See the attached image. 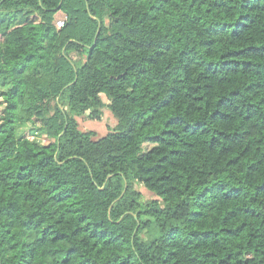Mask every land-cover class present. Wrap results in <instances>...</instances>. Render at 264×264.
<instances>
[{"label":"trees","instance_id":"16d2710c","mask_svg":"<svg viewBox=\"0 0 264 264\" xmlns=\"http://www.w3.org/2000/svg\"><path fill=\"white\" fill-rule=\"evenodd\" d=\"M100 3L0 0V39L15 38L29 53L14 75L24 76L46 54L77 82L101 58L111 61L109 70L116 65L117 74L108 84L119 92L120 104L134 106L127 130L117 132V123L95 138L80 129L78 118L99 121L105 108L117 120L115 102L107 97L108 103L103 97L97 101L106 105L102 109H81L72 118L65 112V121L75 126L86 150H102L103 141L127 144L135 139L141 153L132 161L138 168L135 183L118 170L115 153L103 152L92 164L65 161L83 165L97 180L106 176L104 187L92 185L98 194H108L123 181L124 195L100 219L81 214L79 191L55 174H45L63 157L54 160L37 150L30 165L9 164L0 156V248L10 254L9 264H49L47 255L53 257L50 264H264V36L250 35L254 30L264 33L260 7L242 0L240 14L234 12L237 0H110L106 8ZM59 21H65L60 29ZM85 28L91 30L87 36L81 34ZM226 37L234 42L227 51L222 43ZM134 53L137 58L126 67L118 59ZM81 61L84 67L78 68ZM20 94L19 86L0 92L8 99ZM59 97L42 99L63 110L64 92ZM86 102V97L79 101ZM16 111L18 105L10 103L0 119ZM121 114L127 117L126 111ZM14 124L10 118L0 124V146L11 139ZM19 140L32 141L23 135ZM53 143L37 148L47 152ZM184 164L196 173L188 174ZM138 185L155 199L145 200ZM190 188L195 191L189 203L185 193ZM122 209L124 219L136 226L132 239L137 243L131 245L135 258L123 239V221L111 219ZM73 222L70 232L62 230ZM157 228L160 235L152 238ZM73 239H80L85 249L90 244L94 255L85 258L81 247H63Z\"/></svg>","mask_w":264,"mask_h":264},{"label":"clouds","instance_id":"9594fccd","mask_svg":"<svg viewBox=\"0 0 264 264\" xmlns=\"http://www.w3.org/2000/svg\"><path fill=\"white\" fill-rule=\"evenodd\" d=\"M242 0H237L235 4L234 12L241 13ZM110 0H101L99 7L106 8ZM253 4H257L260 7L259 20L264 21V0H252ZM76 7L81 9L87 7L86 4H78ZM187 8L183 9L186 11ZM134 26V25H133ZM11 31V29H8ZM90 29L85 28L81 33L85 36L90 32ZM4 29L0 28V36H3ZM71 39H78V36L72 33L67 34ZM253 37L257 35L264 36V33H259L253 31L250 33ZM246 42V41H244ZM225 46V51H227V46L231 41L229 37H226L222 41ZM87 49H85V55ZM29 53L23 50V44H17L15 38L5 37L0 39V92L8 93L10 89L19 86L21 88V94L19 98L8 99L6 96H0V101L7 100V103H0V113L8 108V104L16 103L18 105V111L14 113H9L4 119H0V124H5L7 119L15 120L14 127L16 131L9 132L11 139L7 140L2 146H0V156H6L8 163L13 162L32 164V156L35 151L39 150L45 156H51L54 160L63 157L59 164L50 165L46 170L45 174H55V179L64 182L65 184L71 185L72 188L76 189L81 193L80 199L83 201L81 207L83 212L81 214H88L95 219L103 218L105 213V208L116 204V201L120 199V196L124 195L123 192V181L120 182L119 186L113 185L108 194H98V192L93 191V183L97 184L99 187H104L107 183V177L105 176L103 180H97L96 174L88 171L83 165H75L65 163V161H74L76 159H86L89 164H92L99 154L107 152L108 154L115 153L120 158L119 169L123 173H126L129 177L128 183H135V177L138 174V168L133 165V159H136L141 153L137 150L136 140L133 139L129 143L124 144L116 140L103 141L102 150L97 148H92L86 150L84 145L80 143L82 139L77 135V130L75 126H70L65 121L64 113L68 114L69 118H72L81 109H85L89 112L96 108H103L106 105L98 103V99L101 97H107L109 101H114L113 107L117 108V123L121 126L116 128L117 132H124L127 130L126 126L128 120L133 115V105H122L120 104V94L112 86L108 84V79L112 75H116V65H113L112 70H109L106 58H101L100 60L94 62L90 68L85 69L82 73V78L77 82L73 79V73L67 68L58 66L57 61L51 54H46L47 59L44 61H39L33 63L24 76H16L13 73V69H16L23 63V57ZM136 54L134 53L131 57L120 56L118 59L126 67L127 62L135 60ZM40 64H44V68H40ZM78 68H83L84 63L81 61L77 64ZM40 74L37 75L36 73ZM6 82V83H5ZM75 84V88L72 85ZM127 87V86H125ZM67 90V91H65ZM128 91H131L128 88ZM64 92V97L62 98V108L50 106L44 103L43 97L51 100L52 97H59V94ZM75 96V101H70L69 96ZM86 97V103H79L80 99ZM31 109L29 113L28 110ZM121 110L127 112V117L121 114ZM36 121H40L39 124ZM40 128L41 131L36 133L32 137V141H20L19 137L29 129ZM90 139H95L90 138ZM47 141L48 143H53V148L49 149L47 152L41 147ZM88 141H84L86 145ZM86 151V156H81L80 153ZM203 163V160H201ZM64 167L60 172H56V169L60 165ZM183 167L188 172V174L196 173V169L187 164ZM99 168V165H96ZM6 171H17V169H6ZM108 174H112L109 171ZM7 186H5L6 188ZM195 188H190L188 192L185 193V199L191 202L194 199L192 193ZM130 195V193H129ZM107 197V198H106ZM114 197V198H112ZM127 212L123 209L121 214H118L111 219H115L118 222L123 221L120 225L123 229V239L128 242L129 252L134 256L137 255V250L132 249L131 245L137 243L132 239L134 235H137L135 223L131 220H125L124 217ZM48 223H54L53 220H49ZM76 227L75 222L71 225L65 226L62 230L65 232H70L71 228ZM37 234H32V238L35 239ZM160 235V231L157 228L152 238ZM25 237H18V239H24ZM144 243V237L141 235L139 244ZM81 247V254L87 258V255H94L95 250L92 249L91 245L88 248H84L81 244L80 239H73L67 242L63 247ZM99 259V257H96ZM53 259L51 255L46 256V261L49 262ZM10 254L0 248V264H9ZM142 264V262H140Z\"/></svg>","mask_w":264,"mask_h":264},{"label":"rangeland","instance_id":"374dc122","mask_svg":"<svg viewBox=\"0 0 264 264\" xmlns=\"http://www.w3.org/2000/svg\"><path fill=\"white\" fill-rule=\"evenodd\" d=\"M103 100L105 103H108V101L105 97H103ZM78 122H79L80 129L83 132H90L91 131V132L95 133V138H101V137L105 136L109 132V130L114 128L117 124V120L114 118L112 113L107 108H105L103 110L102 117L99 121L89 120L87 118H78ZM38 132H40V131H37L35 129H29L28 131L24 132L22 135L23 136H29V138L32 139V137ZM46 143H47V141H45V143H43L42 145H44ZM150 147H151L150 145L145 146V148H150ZM137 189L143 194V198L145 200L155 199V196L153 194L149 193L143 187L138 185Z\"/></svg>","mask_w":264,"mask_h":264},{"label":"built area","instance_id":"2783aa9c","mask_svg":"<svg viewBox=\"0 0 264 264\" xmlns=\"http://www.w3.org/2000/svg\"><path fill=\"white\" fill-rule=\"evenodd\" d=\"M64 24H65V21H59L58 23H57V28H62L63 26H64Z\"/></svg>","mask_w":264,"mask_h":264}]
</instances>
